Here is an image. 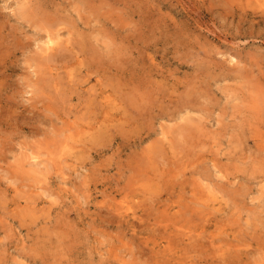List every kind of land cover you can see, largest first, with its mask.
<instances>
[{
	"label": "rangeland",
	"instance_id": "374dc122",
	"mask_svg": "<svg viewBox=\"0 0 264 264\" xmlns=\"http://www.w3.org/2000/svg\"><path fill=\"white\" fill-rule=\"evenodd\" d=\"M0 26V264H264V0H0Z\"/></svg>",
	"mask_w": 264,
	"mask_h": 264
},
{
	"label": "bare ground",
	"instance_id": "6f19581e",
	"mask_svg": "<svg viewBox=\"0 0 264 264\" xmlns=\"http://www.w3.org/2000/svg\"><path fill=\"white\" fill-rule=\"evenodd\" d=\"M25 5L22 6V8H24L23 10H25ZM36 11V10H35ZM29 9L24 11V14L28 13ZM1 28V26H0ZM1 33V31H0ZM108 40L103 39L101 36L97 35L96 36V40L98 42H103L105 43L104 49L106 51H109L112 49V46L117 44V42L115 40H109V37L107 36ZM52 39H50L48 41V45L44 48V52L49 54L50 56H52L53 59L55 60H59L63 58L62 53L58 50L55 53H51L49 52L50 50H55V47H52V45H49V42H51ZM4 42L0 41V48H2ZM95 58H99L101 56V52L98 49H95L93 47H91L90 49ZM4 52V49H0V56L2 55V53ZM52 58H50L48 61H44L42 60L41 62L44 64L43 66H48V68H52L51 64H49V61L52 60ZM0 60H3L2 58H0ZM232 62L236 61L235 57H232ZM6 67H8L9 69L12 70H16L11 64L7 65ZM43 69V68H41ZM55 69H57V67H55ZM45 78L41 79V81H43V84H45ZM42 83H39V86L41 87H46V85H43ZM263 98V105H264V96L262 95ZM257 99L261 100V96L257 95ZM201 100H190L189 102H187L186 104L182 105L181 108L183 110V112H181L178 116L179 119H181L182 121H184V126L180 127L179 129H177L176 131H178L177 135L180 136H190L192 138L198 137L200 136L201 133H198V129L200 127V123L204 122L206 117L208 116V114H210L211 108H214L213 104L208 103L207 101L204 102H200ZM47 107V106H46ZM258 109L257 107V103L254 105L253 109L250 111V113H254L255 115L258 113L255 110ZM196 114V115H195ZM204 118V119H203ZM190 131V132H189ZM33 160L30 161V165L34 166V169L30 168L27 170L28 173L34 174L36 176H41V175H45L46 173H50L52 171V167L53 164L50 162V160L45 159V160H39L38 156H34L32 157ZM42 170H45V173H41ZM221 177H224V174L221 175ZM264 222V221H263ZM262 237V236H261ZM259 236L258 240H262V243L264 242V240ZM259 251V250H258ZM257 264V263H254Z\"/></svg>",
	"mask_w": 264,
	"mask_h": 264
}]
</instances>
